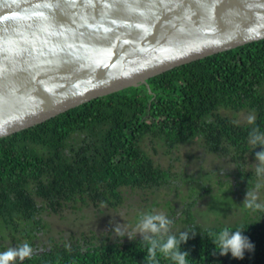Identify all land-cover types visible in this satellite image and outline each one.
Instances as JSON below:
<instances>
[{
    "label": "trees",
    "instance_id": "1",
    "mask_svg": "<svg viewBox=\"0 0 264 264\" xmlns=\"http://www.w3.org/2000/svg\"><path fill=\"white\" fill-rule=\"evenodd\" d=\"M221 110L255 113L239 124ZM252 127L264 131V40L172 69L146 84L95 99L44 123L0 139V239L31 245L23 264H147L135 240L112 241L96 233L37 249L47 226L44 212L66 207L120 208L124 190H153L169 183L168 170L144 149L147 138L169 149L202 140L219 158L244 161ZM257 220L196 230L180 245L192 264H264V211ZM243 229L255 245L242 260L221 256L209 233ZM5 234H8L5 235ZM16 245V247L18 246ZM159 264H171L157 253Z\"/></svg>",
    "mask_w": 264,
    "mask_h": 264
},
{
    "label": "water",
    "instance_id": "2",
    "mask_svg": "<svg viewBox=\"0 0 264 264\" xmlns=\"http://www.w3.org/2000/svg\"><path fill=\"white\" fill-rule=\"evenodd\" d=\"M264 40V0H0V139Z\"/></svg>",
    "mask_w": 264,
    "mask_h": 264
},
{
    "label": "rangeland",
    "instance_id": "3",
    "mask_svg": "<svg viewBox=\"0 0 264 264\" xmlns=\"http://www.w3.org/2000/svg\"><path fill=\"white\" fill-rule=\"evenodd\" d=\"M220 114L241 125L248 124L250 114L255 115L249 111L237 113L232 110H221ZM143 145L155 164L169 171L168 184L153 190H124L125 202L117 210L105 206L78 205L80 209L76 211L66 207L60 213L44 212L41 217L47 229L40 234L36 248L41 250L53 245L50 238L54 239L53 242L67 243L71 238L91 233L118 241L113 229L125 223L116 214L118 211L129 222H135L140 212L162 211L176 220L178 230L188 229L186 223L189 217L203 228L235 225L262 218V211L253 212L242 207L248 189L256 183L252 172L246 167L258 163L256 156L248 153L244 161H233L231 157L219 158L205 150L202 140L175 149H169L162 141L151 138L145 139ZM234 163L238 167H231ZM261 200H264V188L261 189ZM128 240L125 238L123 241ZM16 245L18 243L14 244L9 236L1 238L0 252ZM33 250L36 251L35 248Z\"/></svg>",
    "mask_w": 264,
    "mask_h": 264
},
{
    "label": "clouds",
    "instance_id": "4",
    "mask_svg": "<svg viewBox=\"0 0 264 264\" xmlns=\"http://www.w3.org/2000/svg\"><path fill=\"white\" fill-rule=\"evenodd\" d=\"M255 119V115L250 114L247 123L253 125ZM247 143L250 146L249 152L257 147L264 149V131L258 127H252ZM255 159L257 164L246 167L252 172L256 183L248 189L242 205L253 212L264 211V200H261V189L264 188V150L257 153ZM231 167L238 166L234 163ZM213 174L217 175L215 172ZM116 214L125 223L113 229L115 236L119 241H123L125 238L135 240L139 235L142 238L139 246L147 250V264H159L157 253L162 254L163 259L170 261L171 264H192L193 261L189 260V254L182 252L180 245L186 243L190 235L196 233V230H178L176 220L162 211L140 212L135 222H129L119 211ZM243 231V229L230 230L225 227L218 233H209V235L221 256L231 254L232 258L242 260L246 252L251 253L255 250V245L242 234ZM32 256L33 248L25 242L15 248L0 252V264H23V261L31 259Z\"/></svg>",
    "mask_w": 264,
    "mask_h": 264
}]
</instances>
